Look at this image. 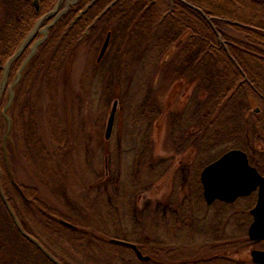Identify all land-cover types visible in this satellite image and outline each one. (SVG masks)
<instances>
[{
  "label": "trees",
  "instance_id": "1",
  "mask_svg": "<svg viewBox=\"0 0 264 264\" xmlns=\"http://www.w3.org/2000/svg\"><path fill=\"white\" fill-rule=\"evenodd\" d=\"M163 1L77 0L49 28L48 37L39 46L34 60H46L54 72L62 62L67 64L79 47L97 50L107 33L110 34L109 45L115 43L117 55L132 57V67H145L143 63L149 62L152 54H157L153 75H159L168 86H178V90L185 85L187 92L182 94L179 110L161 114L155 107L154 113L161 114L163 120L166 117L169 120L170 143L183 142L196 150H187L188 156L193 158V168L185 166L177 172L183 182L192 180L191 184L181 187L185 194L176 202L178 212L164 204L155 206V209L149 205L139 207L136 201L141 195L134 201L131 199L135 195L120 196L118 190L122 182L114 177L101 178L95 186L98 207H87L89 202L85 197L84 204L71 198L63 204L52 200L50 206L54 204L55 208H49L45 199L36 193L38 186L30 187L17 181L6 166L4 148L11 142L4 145L6 123L0 116L1 190L21 229L60 264L85 262L76 259L69 263L61 255L62 247H59L61 253L55 252L51 247L53 242H49L53 236L63 239L65 244L74 245L84 260L96 259L89 264H253L250 258L231 254L236 255V251L250 245L247 229L255 196L240 198L232 204L216 201L205 208H214L216 219L243 221L241 237L237 238L234 235L227 239L226 232H223L222 237L214 239L215 233L206 225L205 218L193 219L191 225L190 210L196 209L197 202L201 206L204 202L199 182L202 168L228 150L244 151L250 165L264 176V0H167L166 4ZM56 2L30 0L18 5L5 4L3 27L0 29L4 48L7 42L19 41L26 36L37 18L50 11ZM118 38L129 40V47L123 45L122 51ZM126 49L130 52H124ZM43 64L40 67L45 69ZM129 80L127 85L131 84ZM153 80L151 76L148 83H153ZM255 101H259L261 107L251 112ZM147 114L145 117H149L147 123L150 128L154 117L150 118L152 112L147 111ZM157 165L160 168L156 176L166 173L171 163L169 159H161ZM149 168L154 170L155 166L151 164ZM30 188L36 189L35 193L32 191L33 195ZM47 200L51 202L50 198ZM121 201L127 208L120 217H116L113 211L110 213L108 204L113 202L116 205L117 202L119 206ZM168 213L175 215V221L180 222L177 223L182 230L178 232H186L192 227L191 233L204 240L206 252L198 256V260L192 261L186 255L187 250H183V246L187 242L181 236L177 238L175 230H171L174 234L170 239H158L156 235L149 234V228L164 220ZM26 215L34 220L27 221ZM89 215L96 219L90 221ZM140 232H147V237L141 236ZM47 236L49 240L45 239ZM110 239L134 244L149 260L139 261L131 250L112 244ZM124 253L132 258H117ZM0 264H55L20 233L1 196Z\"/></svg>",
  "mask_w": 264,
  "mask_h": 264
},
{
  "label": "rangeland",
  "instance_id": "2",
  "mask_svg": "<svg viewBox=\"0 0 264 264\" xmlns=\"http://www.w3.org/2000/svg\"><path fill=\"white\" fill-rule=\"evenodd\" d=\"M163 2L166 4L167 0ZM103 42L104 38L97 50L79 47L73 52L68 63H59L54 72H51L48 67L50 64L46 60L40 62L35 59L34 67L30 69V86L29 81L24 82L16 99L14 98L15 101L11 98L13 93L3 91L0 110H4L8 102L12 103V126L4 142V145L11 142V145L7 147L6 144L4 148L6 166L8 165L12 174L14 173L17 181L31 185L30 187L38 186V192L35 188H30L29 192L32 195L36 192L43 197L46 204L43 203L51 209L55 208L54 204L50 206L52 200L63 204L71 198L83 203L85 197L89 202L87 207H98L95 203L98 194L95 186L101 178L114 177L122 182L118 190L120 196L125 195L126 198L135 195L134 199H131L134 201L141 195L136 201L139 207L149 205L155 209V206L164 204L172 211L178 212L176 202L185 194L181 187L191 184L192 180L188 181L189 183L183 182L177 172L185 166L193 168V158L188 156L187 150H196L183 142H176L175 145L174 141L170 143L169 120L167 117L163 120L160 115L181 108L180 101L183 99L182 94L187 92L186 86L183 85L182 90H178V86H168L159 75H153V63L157 61L156 53L151 55L153 58L149 62L143 63L146 64L145 67H132V57L117 55L115 43L111 42L113 46L109 45L110 39L101 63L96 64ZM128 42L129 40H118L121 45L119 48L122 51L124 47L128 48ZM32 52L29 51L25 57L28 62ZM124 52L130 51L126 49ZM41 63H44L45 69L40 67ZM133 68L137 71L134 72ZM151 76L154 80L149 84ZM128 80L131 82L129 85ZM115 103L117 107L112 134L109 140H105L107 120ZM155 107L161 114L154 113ZM260 107L259 101H255L251 112ZM147 111L152 112L150 118L154 117L150 128L147 123L149 117H145L148 115ZM161 159H169L171 166L166 173L156 176L160 168L157 163ZM151 164L155 166L154 170H150ZM131 187H134L133 191ZM49 198L51 202H47ZM115 203L116 205L113 202L107 203L110 213L113 211L116 217H120L127 207L124 206V201L119 202V206ZM116 206L118 208H115ZM206 206L209 205H206L205 201L202 206L197 202L196 209L193 208L195 212L190 210L191 225L193 219L205 218L206 225L215 233L214 239L222 237L223 232H226L227 239L234 235L236 238L241 237L243 221L234 222L233 218L229 221L216 219L214 208L208 210L205 209ZM236 210H239V207ZM91 211L90 213H93ZM25 217L27 221L34 220L30 215ZM88 219L94 221L96 217L89 215ZM175 219V215L168 213L164 220L155 222L149 228V234L156 235L158 239H170L174 234L171 230H175L176 237L181 236L182 240L187 242L185 247L181 244L183 250H187L186 255L192 261L198 260L197 257L206 252L204 240L191 233L192 227L186 232H178L182 227ZM140 234L147 237L148 233ZM49 235L52 236L50 233ZM45 239L49 240V237ZM49 242H53L52 249L62 252V257L69 263H74L76 259L85 264L96 261L94 258L84 260L74 245L65 244L63 239L53 236V240L50 239ZM59 247L64 251L60 252ZM252 249H264V242L248 245L236 251V255H231L249 260ZM127 256L130 255L124 253L117 258L127 260Z\"/></svg>",
  "mask_w": 264,
  "mask_h": 264
},
{
  "label": "water",
  "instance_id": "3",
  "mask_svg": "<svg viewBox=\"0 0 264 264\" xmlns=\"http://www.w3.org/2000/svg\"><path fill=\"white\" fill-rule=\"evenodd\" d=\"M63 1L64 0H57L54 8L43 15L37 21L30 34L26 37L19 50L15 53L14 57L18 56L23 48L34 38L39 26L45 20H48L55 15L54 19L48 25H46L44 29L41 30L42 36L34 43L32 52L33 56L36 51V47L46 39L48 28L52 26L54 22L67 11L69 5L74 4L77 0H66L65 8L61 11H58ZM109 37L110 35L107 34L99 51L97 57L98 61L102 58L107 49ZM14 57H12L11 59H13ZM10 61L8 62V64L10 63ZM115 108V106L112 108L107 120L105 139H109L112 133ZM10 109L11 102H8L4 110L2 111L3 117L6 121L5 137L8 135V131L11 130V121L7 113ZM200 182L202 185V195L207 205H211L215 201L233 203L238 198L247 197L255 192L256 202L253 208L250 210L252 222L248 227L247 234L251 244H257L261 241H264V176H262L254 167H252L248 163L247 155L245 152L240 149H231L225 152L218 159L211 162L202 169L200 173ZM0 196L20 233L24 237L32 241L35 245H37L40 250L43 251V253L48 256L55 264H60L36 240L27 235L21 229L12 209L7 202V199L5 198L1 190V186ZM110 242L119 246H123L125 248H129L135 253L137 259L142 262L149 260V257L142 255L137 247L132 243L117 239H110ZM250 258L253 264H264V250L252 249L250 251Z\"/></svg>",
  "mask_w": 264,
  "mask_h": 264
},
{
  "label": "flooded vegetation",
  "instance_id": "4",
  "mask_svg": "<svg viewBox=\"0 0 264 264\" xmlns=\"http://www.w3.org/2000/svg\"><path fill=\"white\" fill-rule=\"evenodd\" d=\"M30 0H0V29L3 27V13L5 4H14L18 5L19 3L29 2ZM46 22H43L39 26L36 32V37H40V30L44 29ZM23 36L19 41H12L10 43H6L4 48V41L0 39V99H3V91L6 90L7 93L10 91L13 93L12 99H16L17 93L24 82L29 81V86L31 84V78L29 75L30 68L32 67V63L34 58L25 64V57L28 55V52L32 51V47L34 46V42L36 38H33L21 51V53L14 57V53L18 51V48L24 39ZM18 41V42H17ZM17 42V43H16ZM14 46V47H13ZM14 57L13 59H11ZM11 59V61H10ZM10 63L8 64V62ZM27 87V90L29 88ZM8 99V98H7ZM14 99V101H15ZM2 102V100H1ZM0 102V103H1ZM1 111V110H0Z\"/></svg>",
  "mask_w": 264,
  "mask_h": 264
},
{
  "label": "bare ground",
  "instance_id": "5",
  "mask_svg": "<svg viewBox=\"0 0 264 264\" xmlns=\"http://www.w3.org/2000/svg\"><path fill=\"white\" fill-rule=\"evenodd\" d=\"M219 157H220V156H219ZM219 157H218V158H219ZM218 158H217V159H218ZM241 198H243V197H241ZM238 199H239V198H238ZM255 202H256V200H255ZM255 202H254L253 206L255 205ZM209 206H211V205H209ZM253 206H252L251 208H253ZM126 249H129V248H126ZM129 250H130V249H129ZM131 251H132V250H131ZM132 253L134 254L133 251H132Z\"/></svg>",
  "mask_w": 264,
  "mask_h": 264
}]
</instances>
